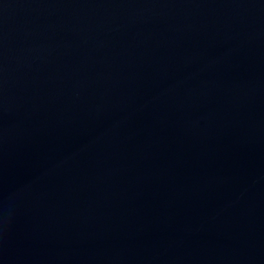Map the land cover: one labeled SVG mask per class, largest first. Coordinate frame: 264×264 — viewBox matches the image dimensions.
I'll list each match as a JSON object with an SVG mask.
<instances>
[{"label": "water", "instance_id": "obj_1", "mask_svg": "<svg viewBox=\"0 0 264 264\" xmlns=\"http://www.w3.org/2000/svg\"><path fill=\"white\" fill-rule=\"evenodd\" d=\"M0 264H264V0H0Z\"/></svg>", "mask_w": 264, "mask_h": 264}]
</instances>
